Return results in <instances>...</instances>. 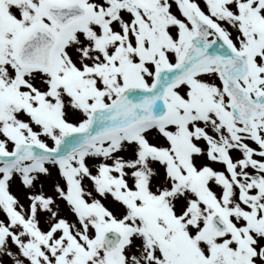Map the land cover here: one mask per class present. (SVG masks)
Wrapping results in <instances>:
<instances>
[{
  "label": "snow or ice",
  "instance_id": "obj_1",
  "mask_svg": "<svg viewBox=\"0 0 264 264\" xmlns=\"http://www.w3.org/2000/svg\"><path fill=\"white\" fill-rule=\"evenodd\" d=\"M0 264H264V0H0Z\"/></svg>",
  "mask_w": 264,
  "mask_h": 264
}]
</instances>
